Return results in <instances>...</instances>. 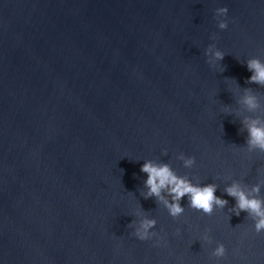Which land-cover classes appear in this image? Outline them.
Wrapping results in <instances>:
<instances>
[{
  "label": "water",
  "instance_id": "1",
  "mask_svg": "<svg viewBox=\"0 0 264 264\" xmlns=\"http://www.w3.org/2000/svg\"><path fill=\"white\" fill-rule=\"evenodd\" d=\"M253 58L264 0H0V264H264V232L225 192L264 200V151L246 143L264 125ZM147 160L227 205L209 216L186 196L172 218L144 198ZM145 219L156 235L140 241Z\"/></svg>",
  "mask_w": 264,
  "mask_h": 264
},
{
  "label": "clouds",
  "instance_id": "2",
  "mask_svg": "<svg viewBox=\"0 0 264 264\" xmlns=\"http://www.w3.org/2000/svg\"><path fill=\"white\" fill-rule=\"evenodd\" d=\"M227 13L228 9L226 7L219 8L216 11L218 17H226ZM218 27L221 30L227 29V21L225 19L219 20ZM214 49L215 45H209L205 52L206 56H212V59H208L207 62L213 67L215 66V62L223 61L225 57L223 52ZM246 66L248 71L252 73L247 83L264 86V62H261L258 58H253L246 62ZM244 103L249 109L258 107L254 96L245 97ZM247 131L248 139L246 143L249 148H258L264 151V125L258 120H253L252 123L247 126ZM166 154L167 153H165V155ZM178 158L183 161L185 168H192L196 163L195 157H185L183 153H181ZM140 171L147 175L144 186L148 191L144 198L149 199L155 197L157 203L162 202L167 208L168 214L174 219L183 215L185 210L181 207L180 202L186 196L188 197L189 207L191 209L203 212L205 215L209 216L212 214L215 207H220L222 209L228 203L226 200H222L215 195L217 185H194L190 180L176 175L168 164H155L153 161L147 160L142 164ZM163 192H167L171 197V201L164 198L162 195ZM225 192L236 200V209H234L235 215L239 216L240 212H247L256 220V233L260 234L264 232V200L255 198L249 199L245 192L236 184L227 187ZM253 192L258 194L259 186H255ZM129 227H132V225H129ZM155 227L156 221L154 219L142 220L139 227L135 228L132 232V235L140 241L151 240L156 233L150 230ZM177 235H179V232H177ZM205 239H207V237H205ZM225 254L226 249L224 245H218L214 255L216 257H224Z\"/></svg>",
  "mask_w": 264,
  "mask_h": 264
}]
</instances>
